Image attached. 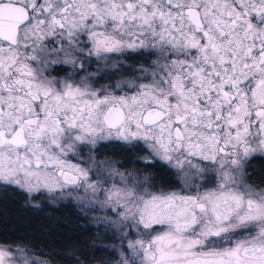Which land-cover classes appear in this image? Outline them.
Listing matches in <instances>:
<instances>
[{"label": "snow or ice", "instance_id": "6c2138e0", "mask_svg": "<svg viewBox=\"0 0 264 264\" xmlns=\"http://www.w3.org/2000/svg\"><path fill=\"white\" fill-rule=\"evenodd\" d=\"M102 142L142 146L180 188L98 160ZM253 158L264 0H0V185L104 213L115 264H264ZM0 264L46 262L0 244Z\"/></svg>", "mask_w": 264, "mask_h": 264}, {"label": "trees", "instance_id": "16d2710c", "mask_svg": "<svg viewBox=\"0 0 264 264\" xmlns=\"http://www.w3.org/2000/svg\"><path fill=\"white\" fill-rule=\"evenodd\" d=\"M140 63L144 58H140ZM93 68V65H91ZM120 77L115 76L113 79ZM109 83L107 79L100 83ZM97 157L116 162L123 170H135L150 175L152 183L160 187H179L176 174L159 166L151 169L136 163L145 151L142 146L128 147L111 142L98 148ZM249 183L264 186V159L253 158L247 168ZM29 197L14 186L0 185V244L23 247L27 254L46 260L49 264H114L116 257L112 245L115 235L81 211L71 200L53 201L44 193L32 199L40 205L33 208ZM108 246L109 251H102Z\"/></svg>", "mask_w": 264, "mask_h": 264}, {"label": "rangeland", "instance_id": "374dc122", "mask_svg": "<svg viewBox=\"0 0 264 264\" xmlns=\"http://www.w3.org/2000/svg\"><path fill=\"white\" fill-rule=\"evenodd\" d=\"M93 65V68L90 66L89 67V71H95L96 70V65L94 66V64H92ZM67 68H69L68 66H67ZM68 71H71V69L69 68V70ZM80 75H83V73H80ZM116 79H120V77H118V78H116ZM102 83H104V82H102ZM107 143H111V142H102V145H104V144H107ZM101 145V146H102ZM98 148H100V146H98ZM143 155H146V152L143 154ZM96 157H97V153H96ZM97 159L98 160H100V161H105V162H111L110 160H108V159H105V158H99V157H97ZM113 162V161H112ZM106 166H107V164H106ZM115 166L117 167V165L115 164ZM117 168H119V167H117ZM119 170H121V171H124L123 169H120L119 168ZM129 171H131V170H129ZM138 174L139 173H141V172H137ZM144 174V173H143ZM142 178V177H141ZM180 188V183H179V187L178 188H175V189H179ZM174 189V190H175ZM152 190H157V189H152ZM44 194H46L50 199H52L53 201H59V200H71V201H73L76 205H78L79 207H80V209H81V207H82V205H80L78 202H76V201H74L71 197H69V198H67V199H59L58 197H59V193H53V194H48V193H44ZM82 212H84V213H86V214H88L89 216H90V218L94 221V217L95 216H101V215H104V213H101V212H99V211H95V212H92V211H89V209H87V208H84V210L82 211ZM95 223V222H94ZM97 224V223H96ZM99 225V224H98ZM102 225V224H101ZM103 227H105L104 225H103ZM106 228V227H105ZM108 231H110V232H112L113 233V231L112 230H108ZM115 237H116V240H117V243L115 244V245H119V237H118V235H115ZM29 255V254H28ZM29 257H34L36 260H38V261H45L46 262V264H49L46 260H43V259H41V258H39V257H36V256H31V255H29ZM115 257H116V260L115 261H117V260H119V255H118V253H116L115 252ZM114 264H115V262H114Z\"/></svg>", "mask_w": 264, "mask_h": 264}, {"label": "flooded vegetation", "instance_id": "af4514ba", "mask_svg": "<svg viewBox=\"0 0 264 264\" xmlns=\"http://www.w3.org/2000/svg\"><path fill=\"white\" fill-rule=\"evenodd\" d=\"M94 66H95V64H94ZM64 68H65V71L69 70V68H67V66H64ZM65 71H56V72H54V74L63 76L65 74Z\"/></svg>", "mask_w": 264, "mask_h": 264}]
</instances>
